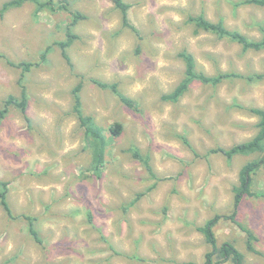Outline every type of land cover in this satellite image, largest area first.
<instances>
[{
	"label": "rangeland",
	"instance_id": "obj_1",
	"mask_svg": "<svg viewBox=\"0 0 264 264\" xmlns=\"http://www.w3.org/2000/svg\"><path fill=\"white\" fill-rule=\"evenodd\" d=\"M8 1L0 0V8ZM59 1L55 11L37 12L26 3L0 14V110L25 89L31 121L9 106L0 122V181L8 183L18 217L9 218L0 205V264H202L211 248L197 227L217 215L223 216L215 227L218 244L234 243L246 264H264V170L254 185L258 196L244 199L237 222L227 220L240 170L254 156L228 160L208 153L255 136L258 117L249 109H264V78L217 86L195 82L177 104L162 99L184 78L179 53L185 50L208 76L264 73V50L245 51L228 39L196 33L188 22L203 13L260 40L264 6H236L243 0H124L138 36L123 26L111 0H66L85 16L72 28L77 39L68 49L70 67L55 45L66 40L73 22ZM22 62L36 66L20 81L23 70L12 64ZM91 80L117 83L137 110ZM79 84L82 113L105 131L101 178L88 170L90 151L73 107ZM115 122L125 130L111 139L107 131ZM130 148L149 159L153 174ZM25 215L35 218L42 243L31 235ZM239 224L253 231L256 252L247 250Z\"/></svg>",
	"mask_w": 264,
	"mask_h": 264
},
{
	"label": "trees",
	"instance_id": "obj_2",
	"mask_svg": "<svg viewBox=\"0 0 264 264\" xmlns=\"http://www.w3.org/2000/svg\"><path fill=\"white\" fill-rule=\"evenodd\" d=\"M114 6L120 10L122 14V23L123 26L129 28L138 36L140 33L136 27H134L129 20L128 11L130 9V5L125 3L124 0H111ZM26 3H32L37 6V12L42 11L44 9L54 10L56 9V5L54 0H10L5 2L0 8V14L8 12L13 8H20ZM257 5L264 6V0H243L240 3L236 4V6L241 5ZM58 8L69 11V13L73 17V22L67 28L66 40L62 42H56L60 50L62 57L67 61L70 67H72L71 59L68 54V49L72 46L73 42L77 39V35L73 33V25H75L79 20L84 19L85 16L81 13L70 10L66 4V0H60L58 3ZM188 22L192 24L196 33L203 31L206 33H210L216 35L219 39H228L232 42H235L242 46L243 50L249 51H263L264 50V28H262V38L260 40H250L244 34L236 31L230 30L227 28L223 22L214 23L208 20L205 15L202 13L198 16H190L188 18ZM48 49L42 53L41 61H47ZM179 57L182 59L185 65L184 78L177 85V87L170 93L164 94L162 99L164 101H168L174 104H177L190 90L191 86L195 82H200L205 85L217 86L223 83L228 79H246L249 81L260 80L264 78V73L261 74H253L249 76H244L240 73L232 72V73H219L216 76H208L203 72H198L197 64L195 56L188 52L187 50L179 53ZM11 64V63H10ZM20 67L23 72L20 81H23L26 74H28L33 67L36 65L29 62H22L19 65H13ZM91 82L96 85L101 90H110L113 92L119 99V101L130 109L137 110L136 103L133 99L126 97L121 94L118 90L117 83H104L98 80H91ZM81 84L77 85L73 91L74 97V111L78 114L79 120L81 122V126L84 129V136L86 147L90 151L91 161L90 168H88L89 172H91L92 176L97 178H101L104 173V167L106 164L107 158V141L105 136V131L102 127H100L91 116H85L81 110ZM6 107L0 110V122L4 118L7 113V109L9 106H14L18 108L24 119L30 123V118L27 115L28 110V98L25 89L22 90L20 97H15L14 95H10L5 103ZM249 111L258 117V123L256 125L257 133L255 136L246 141L239 144H235L231 148H223L218 147L216 149L210 150L209 154H221L225 156L228 160L234 159L236 156H254V158L248 161L240 170L239 173V182L234 186V203H233V213L231 216H224V219H230L234 222H237L236 216L239 212V208L243 203L246 197H255L258 196V193L254 191V185L256 182V177L260 172L264 170V109L261 108H251ZM124 126L119 122H115L108 129L107 133L109 134V138L117 139L124 133ZM185 144L189 145L188 141L183 138ZM129 151L132 153L133 157L140 161L145 168L151 173L152 168L149 163V159L143 157L137 148H130ZM8 183L0 181V205L2 206L6 215L11 219H17L11 209V206L8 201ZM142 196V195H140ZM29 223V230L34 239L42 243V239L36 229L35 226V218L31 216H23ZM223 216L217 215L210 220H208L203 226L197 227V231L200 232L205 239V242L210 246V251H208L204 255V261L202 264H225L228 261H231L232 264H246L245 256L240 252V250L236 247L234 243L224 242L222 245L218 244L217 237L215 235V227ZM89 220L92 222V217L89 215ZM242 228L245 229V232L248 236L247 240V250L251 252H256L251 242L256 239L253 231L245 228L241 224H239ZM182 264H199L193 261L183 262Z\"/></svg>",
	"mask_w": 264,
	"mask_h": 264
}]
</instances>
